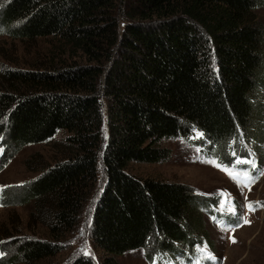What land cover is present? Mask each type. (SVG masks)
<instances>
[{
    "label": "trees",
    "instance_id": "16d2710c",
    "mask_svg": "<svg viewBox=\"0 0 264 264\" xmlns=\"http://www.w3.org/2000/svg\"><path fill=\"white\" fill-rule=\"evenodd\" d=\"M119 2L0 3V33L54 37L88 61L115 53L108 67L0 69L4 164L59 131L69 133L71 147L35 179L6 188L1 204L30 206V227L45 226L50 238L3 241L0 264H41L64 250L63 236L98 191L101 161L107 178L91 226L92 241L105 254L101 264H120L119 256L150 243L188 247L201 229L200 212L214 214L217 202L183 182L140 178L128 164L165 161L170 150L162 140L194 131L203 133L199 144L231 164V151L243 148L242 132L264 138V26L255 18V0H121L127 7L121 30ZM258 166L257 175L264 156ZM63 264L97 263L78 254Z\"/></svg>",
    "mask_w": 264,
    "mask_h": 264
},
{
    "label": "rangeland",
    "instance_id": "374dc122",
    "mask_svg": "<svg viewBox=\"0 0 264 264\" xmlns=\"http://www.w3.org/2000/svg\"><path fill=\"white\" fill-rule=\"evenodd\" d=\"M255 2V18L264 26V0H255ZM120 4L118 20L121 30L125 23L127 7L122 6L121 0ZM70 51L69 46L54 37L26 40L10 36L7 30L5 33H0V69L17 67L28 70H55L65 63L99 64L108 67L111 64L110 59L115 55L114 51L111 55L109 52L102 55V60L98 62L88 61L80 51L78 54H71ZM100 95L104 110L107 111V99L102 88ZM260 96L264 98V92H261ZM261 125L264 131V112ZM200 134L203 133L194 131L193 135L187 138L181 136L163 139L162 146L170 150L167 160L155 163L132 161L126 170L140 178L186 183L198 193L216 201L217 203L211 207L216 212L214 214L207 213L205 210L200 212L201 229L195 241L188 247L170 245L171 249L163 244L150 243L145 248L131 250L119 256L120 264H197V262L198 264H264V175L256 173L259 168V159L264 156V138L258 140L254 136L241 133L243 148H240V152L232 150L231 154L234 156L233 152L236 153L234 160L237 157L242 160H254L257 167L251 169L249 165L241 164L234 170L231 161L225 162L227 160L217 158L206 144H199V141L204 138ZM68 135L67 131H59L46 142L26 145L6 164L3 160L4 157L7 158L9 151L0 143V149H2L0 151V186H6L0 190V200L3 193H6V188L35 179L43 169L67 156L71 149L66 140ZM3 152H6V155L3 156ZM242 152L248 154L251 152L253 155L241 157ZM209 161H215V163ZM225 167L227 171L224 170ZM240 169L250 172L254 182L241 183L238 179H234L238 177L240 181L244 180ZM229 172L232 175H229ZM106 178L104 163L101 161L98 191L104 187ZM97 192L86 203L77 227L63 236L64 250L41 264H63L78 254L89 255L97 264H101L105 254L93 243L91 236ZM250 202H253L254 211H250L247 207ZM254 202H260V205ZM233 207L235 214L228 211ZM30 211L31 207L27 205L6 207L0 202V234H2L0 244L5 240L28 236L50 238L45 226L30 227L28 223ZM241 217L250 223H243ZM205 245L206 252L211 253L214 259L206 258L205 253L201 251ZM2 255L0 250V256Z\"/></svg>",
    "mask_w": 264,
    "mask_h": 264
},
{
    "label": "snow or ice",
    "instance_id": "6c2138e0",
    "mask_svg": "<svg viewBox=\"0 0 264 264\" xmlns=\"http://www.w3.org/2000/svg\"><path fill=\"white\" fill-rule=\"evenodd\" d=\"M200 135H203V134H200ZM0 151H2V149H0ZM233 155L236 156V153L233 152ZM249 155L251 156L253 154L251 152H249ZM209 162L215 163V161H209ZM241 164L249 165L251 169H255L257 167V165L255 164L254 160H249V159H243L242 160L239 157L236 158V160L234 161L232 167L235 170ZM224 170L227 171L228 170L227 167H225ZM239 171L243 172L244 180L243 181H240L238 177H234V179H238V182H241V183H244V182H254V178L251 177L250 172H248L246 170H243V169H240ZM229 175H232V173L229 172ZM259 175H264V172L259 173ZM3 187H6V186H0V190H2ZM254 203L256 205H260V202H254ZM247 207L249 208L250 211H254L255 210V208L253 207V202H250L247 205ZM228 211L229 212H232L233 214H235V208L234 207L233 208H229ZM241 219L243 220V223H250V221H248L247 219H244L243 217H241ZM233 242H235V239L234 238H233ZM206 247L207 246L205 245L204 248L201 249V251L205 253L206 258H208V259H214V257L211 255V253L206 252ZM197 264H198V262H197Z\"/></svg>",
    "mask_w": 264,
    "mask_h": 264
}]
</instances>
